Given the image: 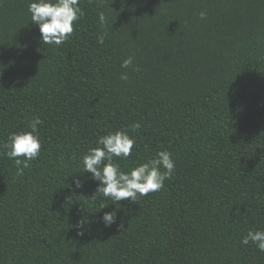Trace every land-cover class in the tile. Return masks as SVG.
I'll return each instance as SVG.
<instances>
[{"label":"trees","instance_id":"16d2710c","mask_svg":"<svg viewBox=\"0 0 264 264\" xmlns=\"http://www.w3.org/2000/svg\"><path fill=\"white\" fill-rule=\"evenodd\" d=\"M28 4L0 0V145L39 117L42 148L18 176L0 147V264H264L241 243L264 230V0H80L59 46ZM117 130L136 141L121 170L161 150L175 161L137 202L79 172Z\"/></svg>","mask_w":264,"mask_h":264},{"label":"clouds","instance_id":"9594fccd","mask_svg":"<svg viewBox=\"0 0 264 264\" xmlns=\"http://www.w3.org/2000/svg\"><path fill=\"white\" fill-rule=\"evenodd\" d=\"M28 12L31 14L30 21L39 26L42 43L57 46L69 39L74 32V22L79 21L84 15L80 0H29ZM206 15V11L199 13L202 20ZM99 22L101 26L107 23L103 12L99 14ZM97 42L104 43V34L97 37ZM133 59V56L127 57L122 61L121 67L127 69L132 66ZM128 78L127 72L120 74V79L128 80ZM43 123L44 121L39 117L29 120L28 130L10 133L7 141L0 145L6 150L3 155L14 161L18 176L23 175L24 170L29 167V162L40 155L42 141L39 126ZM141 127L139 121L129 125L132 132H136ZM135 142V137L130 136L125 130L109 132L100 136L96 141L97 146L90 148L82 157V169L79 172L90 173L91 179L99 181L97 192L110 198L114 203L129 198L132 202H137L138 197L161 190L165 181L173 176L175 161L168 150L159 151L155 157L129 171L121 170L120 165L114 162V157L127 159L132 154ZM73 180L75 188L83 186L81 178L73 176ZM115 218L116 211L113 210L105 212L102 219L105 226H110L115 222ZM86 222L85 218L78 222V227L81 229L78 234L83 235V226ZM249 242L254 243L261 252H264V230H249L241 243L247 245Z\"/></svg>","mask_w":264,"mask_h":264}]
</instances>
